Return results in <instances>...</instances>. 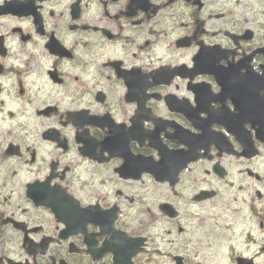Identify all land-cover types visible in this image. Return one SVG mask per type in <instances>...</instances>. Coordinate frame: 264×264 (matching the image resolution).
<instances>
[{
  "label": "flooded vegetation",
  "instance_id": "obj_1",
  "mask_svg": "<svg viewBox=\"0 0 264 264\" xmlns=\"http://www.w3.org/2000/svg\"><path fill=\"white\" fill-rule=\"evenodd\" d=\"M188 37L194 47L177 49ZM176 54L181 62L198 58L193 82L201 83L203 102L189 124L183 112L169 120L191 129L197 147L212 138V160L191 164L173 192L179 225L264 230V0H0V264H113L108 252L95 261L82 234L111 223L146 238L148 247L152 234L166 242L167 230L152 232L161 218L136 223L123 211L137 201L159 211L168 185L149 176L144 183L122 179L119 146L109 147L115 156L104 164L80 138L87 132L96 142L107 132L122 148L156 155L140 142L155 128L144 106L166 118L169 112L134 99L146 92L145 78ZM133 76L142 83L132 85L134 93L126 80ZM181 85L180 100L194 106L199 92ZM50 129L65 149L45 138ZM216 133L233 150L221 157L222 183L213 171L220 162ZM241 139L253 142L245 157ZM203 191L211 196L196 202ZM96 238L101 247L104 236ZM183 257L187 264L196 259Z\"/></svg>",
  "mask_w": 264,
  "mask_h": 264
},
{
  "label": "rangeland",
  "instance_id": "obj_2",
  "mask_svg": "<svg viewBox=\"0 0 264 264\" xmlns=\"http://www.w3.org/2000/svg\"><path fill=\"white\" fill-rule=\"evenodd\" d=\"M244 232L245 230H215V233H212L209 230L190 228L186 234H175L169 237L173 241L172 244L167 245V250L172 252L171 248L176 249L179 247V250H176L174 254L181 253L190 258L195 257L196 259L192 261L194 264H199V262L205 264H233L232 252L248 255V252L255 250V247L247 245V239L243 237ZM209 239H213V242ZM183 240H188L189 245L196 248V250H186L185 246L182 247ZM209 245L211 247L207 249ZM162 250L164 249L162 248ZM163 264H172V260L170 258L166 259Z\"/></svg>",
  "mask_w": 264,
  "mask_h": 264
}]
</instances>
